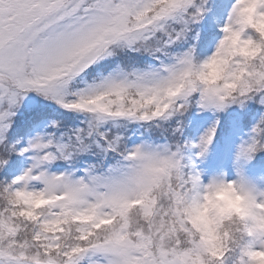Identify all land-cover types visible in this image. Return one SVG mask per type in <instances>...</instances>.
I'll return each mask as SVG.
<instances>
[{
  "label": "snow or ice",
  "instance_id": "6c2138e0",
  "mask_svg": "<svg viewBox=\"0 0 264 264\" xmlns=\"http://www.w3.org/2000/svg\"><path fill=\"white\" fill-rule=\"evenodd\" d=\"M205 4L0 0V264H261L264 41L204 78Z\"/></svg>",
  "mask_w": 264,
  "mask_h": 264
},
{
  "label": "clouds",
  "instance_id": "9594fccd",
  "mask_svg": "<svg viewBox=\"0 0 264 264\" xmlns=\"http://www.w3.org/2000/svg\"><path fill=\"white\" fill-rule=\"evenodd\" d=\"M219 31L221 35L212 51L207 53L202 68V75L208 80L221 75L233 59L242 60L261 46L264 41V11L258 8V0H233ZM216 195L229 206L236 207L239 204V198L228 191L222 190ZM261 264H264V258H261Z\"/></svg>",
  "mask_w": 264,
  "mask_h": 264
},
{
  "label": "trees",
  "instance_id": "16d2710c",
  "mask_svg": "<svg viewBox=\"0 0 264 264\" xmlns=\"http://www.w3.org/2000/svg\"><path fill=\"white\" fill-rule=\"evenodd\" d=\"M232 4L233 0H206V10L188 34V43L198 52L207 54L212 51L214 43L221 34L219 26L225 22Z\"/></svg>",
  "mask_w": 264,
  "mask_h": 264
},
{
  "label": "rangeland",
  "instance_id": "374dc122",
  "mask_svg": "<svg viewBox=\"0 0 264 264\" xmlns=\"http://www.w3.org/2000/svg\"><path fill=\"white\" fill-rule=\"evenodd\" d=\"M196 23V21L194 22V23H192L191 25H190V30L189 31H192V29H193V26H194V24ZM191 35V34H190ZM194 35H197L196 33H194ZM221 35V34H220ZM219 35V36H220ZM189 36V35H188ZM217 41V40H216ZM216 43V42H215ZM215 43H214V45H215ZM213 45V46H214Z\"/></svg>",
  "mask_w": 264,
  "mask_h": 264
}]
</instances>
